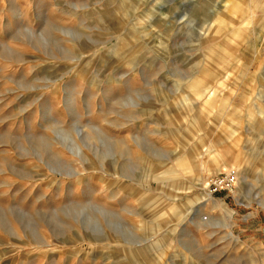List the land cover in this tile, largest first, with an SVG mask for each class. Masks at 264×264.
<instances>
[{
	"label": "rangeland",
	"instance_id": "374dc122",
	"mask_svg": "<svg viewBox=\"0 0 264 264\" xmlns=\"http://www.w3.org/2000/svg\"><path fill=\"white\" fill-rule=\"evenodd\" d=\"M0 264H264V0H0Z\"/></svg>",
	"mask_w": 264,
	"mask_h": 264
},
{
	"label": "built area",
	"instance_id": "2783aa9c",
	"mask_svg": "<svg viewBox=\"0 0 264 264\" xmlns=\"http://www.w3.org/2000/svg\"><path fill=\"white\" fill-rule=\"evenodd\" d=\"M239 181V171L236 168L224 170L213 176L207 183V189L212 195L222 191L232 192Z\"/></svg>",
	"mask_w": 264,
	"mask_h": 264
}]
</instances>
